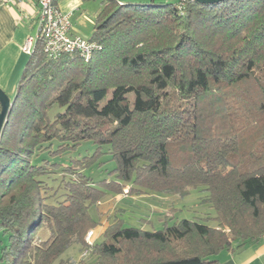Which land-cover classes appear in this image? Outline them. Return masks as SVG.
<instances>
[{
    "label": "trees",
    "instance_id": "obj_1",
    "mask_svg": "<svg viewBox=\"0 0 264 264\" xmlns=\"http://www.w3.org/2000/svg\"><path fill=\"white\" fill-rule=\"evenodd\" d=\"M102 4L91 37L100 48L52 60L39 37L12 99L0 137V264H75L61 256L76 243L94 264H217L261 241L264 0ZM87 139L98 152L73 165L43 158ZM103 146L115 179L97 185L83 170ZM201 185L218 226L182 218L147 230L118 218L102 241H85L102 222L90 208L109 193L182 197Z\"/></svg>",
    "mask_w": 264,
    "mask_h": 264
},
{
    "label": "rangeland",
    "instance_id": "obj_2",
    "mask_svg": "<svg viewBox=\"0 0 264 264\" xmlns=\"http://www.w3.org/2000/svg\"><path fill=\"white\" fill-rule=\"evenodd\" d=\"M125 1V3H139L138 0ZM154 1L160 4L161 2L175 3L180 0ZM57 145L58 143L54 142L55 149ZM97 148L98 146L93 141L87 139V141L80 143L75 150L70 149V151L63 155L45 153L43 158L49 160L51 163L60 164L58 167L62 169V165L67 166L75 164L76 159H83L85 156L95 155L99 150ZM107 148L109 147L103 146L101 148L102 154L92 162L93 164L88 165V167L83 170V172L91 177L97 185H101V181L105 179H115L114 170L116 168V162L112 155L107 153ZM61 178L59 172L51 176V179L57 181ZM208 194L205 185L193 188L188 195L182 197L176 194L167 195L159 192L154 193V191H147L142 194H128L125 190V194H119L118 196L109 193L100 200L98 205H93L90 208V215L97 220H100L101 216L102 220L99 226L92 228L97 234L93 241H102L106 230L110 228L109 226L119 221L118 218L124 220L125 226L132 225L147 230L160 229L163 227L162 224L168 223L169 225L179 219L182 220V218L194 219L202 223L218 226L219 223H217L218 221L216 219L217 211L211 203L206 200ZM124 208H126V210H124ZM40 236L44 238L46 237V233L41 232ZM7 242L8 236L4 233H0V245H5ZM81 253V246L79 243H76L71 246L66 253L62 254L61 259L66 260L71 258L76 262L75 264H94L96 255L88 253L84 258Z\"/></svg>",
    "mask_w": 264,
    "mask_h": 264
},
{
    "label": "crops",
    "instance_id": "obj_3",
    "mask_svg": "<svg viewBox=\"0 0 264 264\" xmlns=\"http://www.w3.org/2000/svg\"><path fill=\"white\" fill-rule=\"evenodd\" d=\"M102 1L55 0L63 12L72 13L71 33L87 39H91L94 33ZM138 1L146 4L151 2ZM38 8L37 0H0V88L11 100L17 93L30 58L22 47L29 36L38 34ZM216 258L217 264H264V241L261 238V241L250 242L239 249L225 250Z\"/></svg>",
    "mask_w": 264,
    "mask_h": 264
},
{
    "label": "built area",
    "instance_id": "obj_4",
    "mask_svg": "<svg viewBox=\"0 0 264 264\" xmlns=\"http://www.w3.org/2000/svg\"><path fill=\"white\" fill-rule=\"evenodd\" d=\"M37 2L39 5V30L36 36L31 35L26 39L22 47L26 54L32 55L39 37L43 40L46 56L52 60L69 53H78L83 59L88 60L100 48L91 39L71 33L72 13L63 12L58 8L55 0H37ZM127 191L126 189V193ZM96 236V231L90 229L86 234L85 241L92 245ZM262 239L264 241V233ZM89 252V249H86L81 254L85 257Z\"/></svg>",
    "mask_w": 264,
    "mask_h": 264
},
{
    "label": "water",
    "instance_id": "obj_5",
    "mask_svg": "<svg viewBox=\"0 0 264 264\" xmlns=\"http://www.w3.org/2000/svg\"><path fill=\"white\" fill-rule=\"evenodd\" d=\"M198 2H204V3H217L221 2L222 0H196ZM13 101L11 100V97L7 95V93L0 88V137L3 132V126H5V123L7 121L8 112L10 111L11 105Z\"/></svg>",
    "mask_w": 264,
    "mask_h": 264
}]
</instances>
